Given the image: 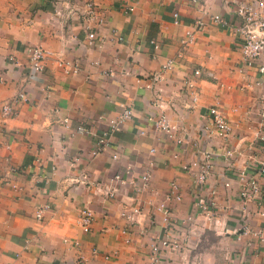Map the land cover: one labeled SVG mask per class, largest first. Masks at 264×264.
Segmentation results:
<instances>
[{
    "label": "crops",
    "instance_id": "obj_1",
    "mask_svg": "<svg viewBox=\"0 0 264 264\" xmlns=\"http://www.w3.org/2000/svg\"><path fill=\"white\" fill-rule=\"evenodd\" d=\"M90 1L105 19L102 24L96 18L87 21L105 39L102 46L87 44L83 11ZM237 1L0 0V98L21 88L29 97L17 104L16 116L0 114V264H149V245L164 225L162 212L153 216L151 211L173 179L181 192L180 200L169 203L176 219L188 215L196 199H214L216 205L209 220L195 212L199 226L190 235V246L163 251V264H264V214L258 212L264 210V176L257 175L260 202L248 204L251 227L262 229L261 239L239 235L240 182L232 174L254 172L264 160L257 135L264 124V72L257 66L239 69L241 42L232 30L239 22ZM174 11L179 12L178 23ZM214 13L230 25L213 21ZM197 19L203 27L196 30ZM110 27L123 34V41L109 38ZM188 30L194 31V39L184 45ZM151 39L160 43L157 50ZM29 44L49 51L43 70L32 78H27ZM64 58L79 61L80 71L65 73L58 64ZM167 59L174 63L163 69ZM159 72L155 82L152 75ZM185 78L194 79L196 100L181 93ZM156 87L161 89L159 100ZM214 105L229 119L226 139L208 133L211 118L205 115ZM125 106L133 109L132 118L109 135L108 145L97 154L91 152L92 135L71 129L83 123L98 131ZM161 113L185 131L183 143L153 125L151 117ZM64 117L70 127L61 124ZM201 148L221 155L202 185L182 168L200 159ZM227 150L233 153L231 166L224 159ZM125 165L136 174L150 168V186L136 193L123 185L107 200L96 188L76 181L83 172L91 180H106ZM43 175L46 180L38 183ZM124 202L141 208L130 233L121 231ZM84 207L93 213L89 231L79 222Z\"/></svg>",
    "mask_w": 264,
    "mask_h": 264
},
{
    "label": "built area",
    "instance_id": "obj_2",
    "mask_svg": "<svg viewBox=\"0 0 264 264\" xmlns=\"http://www.w3.org/2000/svg\"><path fill=\"white\" fill-rule=\"evenodd\" d=\"M196 2L198 0H191ZM133 5L128 8L133 10ZM234 11L239 17L237 25L232 27V30L238 35L241 42V62L239 65L240 71H245L250 66H257V70L260 73L264 72V60L261 59V55L264 50V0H239L234 5ZM85 34L87 38V44L102 46L105 39L97 36V30L92 28L87 21L91 18H96L98 24L105 23V19L96 15L94 3L92 1L85 3ZM173 21L175 23L180 22L179 12H173ZM211 18L213 21L221 25H230L228 21L220 14H212ZM196 30L203 27V21L197 19L195 21ZM109 38L121 42L124 37L123 34L115 27H110ZM194 39V31L188 30L186 32V39H182V44L186 45L192 42ZM151 43L155 50L160 47V43L151 39ZM25 51L29 57V70L27 78L36 76L43 70V61L48 55L49 51L46 50L40 44H29L25 47ZM174 63L173 59H167L162 65L163 69L172 67ZM58 64L63 67L65 73H78L80 71V63L77 60L60 59ZM90 64H98V61H92ZM200 73L199 69L193 70V75L198 76ZM160 72L152 75V80L155 82L160 79ZM194 79L185 78L181 93L189 96L192 100L197 98V87ZM161 89L156 87V98L160 99ZM29 97L26 91L21 88L10 98H0V114L4 117H13L18 114L17 104L21 101H28ZM208 115L205 117L211 118V126L208 129L210 136H217L222 139H226L230 133L231 126L226 114L216 105L208 109ZM133 116V109L130 106H125L121 111L113 117L106 119L103 126L98 131H93L90 126L79 123L71 129L76 133L90 134L94 137V147L92 149L93 154H97L105 149L108 145L109 135L114 130L119 129L122 123L128 121ZM102 119L103 116L99 115ZM153 125L164 130L168 136L172 137L175 142L181 144L184 142V132L180 129L179 125H173L170 123L168 117L165 114H159L157 117H151ZM61 124L65 127H70L69 119L64 117L61 119ZM259 130L258 139L262 144V151L264 152V124ZM203 132L204 129H201ZM117 154H113V158H117ZM200 159H194L184 163L183 169L188 172L194 181L198 184H203L208 181L209 176L215 166L216 159L221 155L216 149H202L200 151ZM224 159L229 166L232 165L233 153L231 150H227L224 153ZM152 165V162H149ZM240 182L239 198L242 202V214L241 224L242 230L239 231V235L242 234H254L263 238L262 229H253L251 227V213L248 208L250 201L260 202L261 200V183L258 180L257 175L264 176V160L258 162L254 166V172L247 171L246 169L235 170L232 172ZM151 170L150 168L145 169L141 173L136 174L131 165H125L122 169L115 172L112 177L110 176L106 180H91L87 173H80L77 177V183L84 184L86 187H93L99 190L100 194L107 200L114 199L117 192L123 185H131L134 192H139L150 186L151 181ZM46 177L43 175L37 179V182L43 183ZM226 186H230L229 181L225 182ZM181 199V192L179 183L173 179L169 181L168 187L164 193V198L160 201L151 211L154 216L155 211L159 210L162 212V226L163 232L159 236H156L150 243L148 248V260L149 264H163L161 256L163 251H181L185 247H189L190 235L198 230L199 224L196 222L197 213L199 211L203 213L204 220L213 218L215 211L214 199L209 201H201L200 199L194 200L192 209L188 215L183 219H176L173 216V211L169 205L172 201ZM44 207H38L35 215L40 218ZM260 214H264V210L258 211ZM141 213L139 205H131L126 202L123 203L120 215L126 220V225L122 228V233H130L133 231L134 225L138 222L137 216ZM93 220V213L89 208H82L79 211V222L83 231H89ZM154 217L151 218V223H154ZM144 232V231H143ZM142 232V233H143ZM130 239L127 238L126 241ZM247 247H252V241H247Z\"/></svg>",
    "mask_w": 264,
    "mask_h": 264
}]
</instances>
